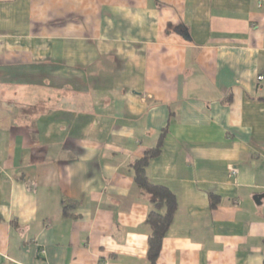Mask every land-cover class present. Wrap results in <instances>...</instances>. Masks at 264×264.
I'll return each mask as SVG.
<instances>
[{"label":"crops","instance_id":"0c3cea01","mask_svg":"<svg viewBox=\"0 0 264 264\" xmlns=\"http://www.w3.org/2000/svg\"><path fill=\"white\" fill-rule=\"evenodd\" d=\"M162 133L157 263L264 264V0H0V264H149Z\"/></svg>","mask_w":264,"mask_h":264},{"label":"trees","instance_id":"16d2710c","mask_svg":"<svg viewBox=\"0 0 264 264\" xmlns=\"http://www.w3.org/2000/svg\"><path fill=\"white\" fill-rule=\"evenodd\" d=\"M164 135L165 133H162L157 145L147 149L142 157L135 159L131 164L135 182L148 195L150 202L146 219L150 228L147 253L149 264H158L164 238L173 224L179 208L176 194L168 186L152 182L146 173V168L151 160L161 153ZM215 198L214 195L211 196L212 206H216L218 203Z\"/></svg>","mask_w":264,"mask_h":264},{"label":"built area","instance_id":"2783aa9c","mask_svg":"<svg viewBox=\"0 0 264 264\" xmlns=\"http://www.w3.org/2000/svg\"><path fill=\"white\" fill-rule=\"evenodd\" d=\"M259 78H260V79H262V78H263V76H260Z\"/></svg>","mask_w":264,"mask_h":264}]
</instances>
